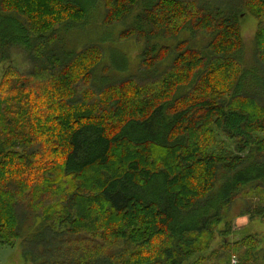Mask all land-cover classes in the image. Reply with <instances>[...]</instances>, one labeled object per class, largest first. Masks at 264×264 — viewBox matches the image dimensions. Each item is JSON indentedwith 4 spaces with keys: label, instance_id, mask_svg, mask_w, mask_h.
<instances>
[{
    "label": "trees",
    "instance_id": "trees-1",
    "mask_svg": "<svg viewBox=\"0 0 264 264\" xmlns=\"http://www.w3.org/2000/svg\"><path fill=\"white\" fill-rule=\"evenodd\" d=\"M96 1L0 0V64L31 62L0 83V243L30 264H264L253 236L206 256L240 192L264 218V0H101L103 28L143 45L128 76L103 41L70 45Z\"/></svg>",
    "mask_w": 264,
    "mask_h": 264
},
{
    "label": "rangeland",
    "instance_id": "rangeland-1",
    "mask_svg": "<svg viewBox=\"0 0 264 264\" xmlns=\"http://www.w3.org/2000/svg\"><path fill=\"white\" fill-rule=\"evenodd\" d=\"M84 2L88 3L89 0H83ZM14 9V8H12ZM29 15V13H35L36 9L32 8V6H29L24 9ZM24 11V12H25ZM7 13L1 12V3H0V17L5 16ZM32 17H37V15L31 14ZM105 15L104 12V4L101 0H97L94 7L91 9V17L89 22L86 25L79 26L77 29H70L69 34V40L70 45H75L77 50H80L83 44L86 42H91L93 40L103 41V45L107 50V58H106V64L108 65V68L112 69V73L120 75L123 73H120L117 71V64H126L127 66H124L128 72L124 73L122 76H128L130 74H135L139 68H140V54L143 48V45L137 44L135 41H129V42H121L118 40V36H116L118 31L122 30V26H116V28L107 30V28H103V16ZM49 16V15H47ZM22 23V22H21ZM242 36L244 39V45H245V52L247 55V59L251 58V55L254 54L255 50V34L258 28V21L255 17L247 14L243 16L242 18ZM59 28V27H58ZM185 35V36H184ZM183 37L186 39H189L188 37L190 34L186 33ZM182 37V38H183ZM208 39V36L205 33H199L197 35V41L204 40L206 41ZM191 40V39H189ZM173 43V44H172ZM170 44V43H169ZM175 42H171V45H175ZM11 52V59L10 61H7L6 63L0 64V83L4 78V75L6 71L8 70V67L16 68L18 71H20L23 74H26L30 71V59L27 54V52L20 47H12ZM126 55V57H120V55ZM115 68V69H114ZM124 72V71H122ZM127 74V75H126ZM121 76V77H122ZM218 143L221 141H228L229 140L222 134L218 133L217 137ZM230 146H226L227 151L234 152V144L229 142ZM239 196L243 197L246 201H251L254 203L253 208L259 205V202L256 197H251L249 199L245 198L244 192H240ZM243 199L238 200V202L235 205H232L226 220L233 223V233L229 235L228 237H224L221 235H218L216 238V241L213 243L211 248V251L206 254V256H209L213 253V251L217 248L222 246L223 243H226L231 241L232 243L237 241L238 238L243 236H253L257 237L259 242H261L260 250L264 252V218L261 216H255L254 220H250L251 217L249 214H244L246 210V203L243 201ZM39 220L37 219L36 222L32 224L31 229H34L36 225L38 224ZM225 221L223 222V224ZM221 229H224V225L220 227ZM236 257L232 258L233 259ZM237 259V258H236ZM262 257V261H263ZM263 263V262H261ZM0 264H30L22 255L20 246L17 245L15 248L4 246L0 243ZM225 264H232L225 263Z\"/></svg>",
    "mask_w": 264,
    "mask_h": 264
},
{
    "label": "built area",
    "instance_id": "built-area-1",
    "mask_svg": "<svg viewBox=\"0 0 264 264\" xmlns=\"http://www.w3.org/2000/svg\"><path fill=\"white\" fill-rule=\"evenodd\" d=\"M236 262H237V260H235V258H234L233 263H236Z\"/></svg>",
    "mask_w": 264,
    "mask_h": 264
}]
</instances>
